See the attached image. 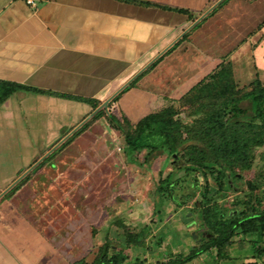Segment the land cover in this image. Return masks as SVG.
Segmentation results:
<instances>
[{
	"label": "crops",
	"instance_id": "0c3cea01",
	"mask_svg": "<svg viewBox=\"0 0 264 264\" xmlns=\"http://www.w3.org/2000/svg\"><path fill=\"white\" fill-rule=\"evenodd\" d=\"M32 1L0 0V83L46 92L18 90L0 104V204L17 228L0 225V264H29L50 246L76 244L78 220L108 196L115 130L100 118L38 167L103 103L137 100L131 79L178 42L189 19L133 2L178 7L170 0Z\"/></svg>",
	"mask_w": 264,
	"mask_h": 264
},
{
	"label": "rangeland",
	"instance_id": "374dc122",
	"mask_svg": "<svg viewBox=\"0 0 264 264\" xmlns=\"http://www.w3.org/2000/svg\"><path fill=\"white\" fill-rule=\"evenodd\" d=\"M223 1L170 0L173 6L187 8L192 14V20L188 19L182 28L183 32L188 29L186 39L134 84L133 89L140 95L137 100L133 101L132 97L122 106L119 100L113 102L104 109L107 114L114 115L119 121L127 117L135 124L148 113L174 105L180 117L191 122L195 119L193 112L197 106L194 101H182V97L222 61L232 62L238 87L250 86L257 77L264 83V56L257 55L260 50L264 54V39L257 48L254 46L264 33V0H228L218 8ZM197 20L201 21L191 27ZM244 107L249 108L250 104L246 102ZM114 130L110 131L114 147L108 152L114 154V164L107 165L109 181L103 182L108 196L98 202L93 198L94 205L95 202L99 205L93 209L89 219L78 220L75 245L50 246L39 261L30 260L29 264H91L99 247L106 241L112 251L128 256L125 264H134L136 260L156 264L179 254H187L191 248L209 238L201 212L195 205L197 197L182 207L168 201L161 207L157 206L155 198L159 181L176 168L175 161L178 160L166 152L150 150L137 152L135 161L127 160L122 131ZM234 170L238 178L229 177L231 184L226 196L218 199L220 208L226 214L230 211L241 213L250 210L248 207L251 204L257 206L255 201L258 197L262 198L260 209L264 210L261 178L264 173V146L255 151L250 170ZM192 183L190 179L183 190L176 191L181 199L193 191ZM250 184L258 187L252 188ZM210 185L215 192L217 184L212 179ZM1 205L0 225L12 224L7 222L11 219L8 218L10 207L5 209ZM2 215H5L4 218H1ZM9 225L5 229L8 230ZM144 227L149 228L144 239L146 247L126 248L127 236L141 232ZM9 230L12 232L17 228ZM255 240L257 237L254 235L236 236L228 249V260L217 261L215 254H203L189 264H264V255L259 259L254 252ZM260 247H264V238L260 239ZM80 260L84 262L79 263Z\"/></svg>",
	"mask_w": 264,
	"mask_h": 264
},
{
	"label": "trees",
	"instance_id": "16d2710c",
	"mask_svg": "<svg viewBox=\"0 0 264 264\" xmlns=\"http://www.w3.org/2000/svg\"><path fill=\"white\" fill-rule=\"evenodd\" d=\"M227 1L224 0L218 8ZM133 2L178 12L187 15L189 20L193 18L187 8ZM187 35H184L166 54L186 39ZM263 39L264 33L254 46L257 48ZM163 56L154 62L145 73L153 69ZM141 76L136 78L127 89L133 87ZM18 90L46 93L15 83L1 82L0 104ZM59 97L71 98L66 95H59ZM119 98L120 95L115 97L109 105L117 102ZM75 99L91 104L94 109L100 104L99 101ZM182 99L184 102L194 101L197 106L193 112L195 119L191 122L182 119L174 105L148 113L135 124L127 117L119 121L114 115H106L105 110H100L54 154L42 162L38 169L85 132L96 120L106 117L112 128L122 131L124 154L127 160L135 161V155L140 150L163 151L178 160L175 161L176 168L159 181L155 198L157 206L161 207L168 201L177 207H182L196 197L198 198L195 205L201 212L202 222L209 232V238L191 248L187 254H179L156 264H189L203 254H215L217 261L228 260L230 258L228 249L232 246L234 238L239 235L257 237L253 249L257 254L256 257L261 259L264 255V247H260V239L264 238V210L260 209L262 198L257 197L255 201L257 206L251 204L248 207L250 210L247 209L241 213L230 211L228 214L220 208L218 199L220 196H226L231 184L229 177L238 178L234 169L250 170L255 159V151L264 146V83L257 77L250 83V86L238 87L232 62L222 61L212 73L193 86ZM246 102L250 104L249 108L244 107ZM261 176L264 184V173ZM28 178L30 175L12 190L18 189ZM188 179L193 182V191L181 199L176 191L183 190L189 183ZM210 179L217 184L215 192L210 185ZM250 185L255 189L258 187V185ZM220 192L224 194L218 196L217 193ZM148 232L149 228L144 227L141 232L128 235L125 242L126 248L144 249L146 247L144 239ZM111 249L109 242L106 241L99 247L91 264H125L128 256ZM83 262L84 260L79 261V263ZM134 264L146 263L136 260Z\"/></svg>",
	"mask_w": 264,
	"mask_h": 264
},
{
	"label": "water",
	"instance_id": "95a60500",
	"mask_svg": "<svg viewBox=\"0 0 264 264\" xmlns=\"http://www.w3.org/2000/svg\"><path fill=\"white\" fill-rule=\"evenodd\" d=\"M199 21H201V20H197L191 27H193V26H195ZM187 31H188V29L183 33V35L177 40V41H179L186 33H187ZM176 41V42H177ZM175 43V42H174ZM171 47V46H170ZM169 47V48H170ZM169 48H167L163 53H161L160 55H158V57H156V59H154L149 65H147L144 69H142V71H140V73H138L134 78H132L131 79V81H133V80H135L136 78H137V76H139L142 72H144L152 63H154L155 62V60H157L159 57H161ZM130 81V82H131ZM129 84V83H128ZM127 84V85H128ZM126 85V86H127ZM125 86V87H126ZM124 87V88H125ZM109 103H110V100L109 101H106L105 103H103V105H101L99 108H97L89 117H88V119H86V121L84 122V123H86L89 119H91L97 112H99L101 109H107V107H108V105H109ZM81 126H83V124L81 125ZM43 160V159H42ZM24 177V176H23ZM22 177V178H23ZM22 178H20L17 182H19ZM16 182V183H17ZM16 183H15V185H16Z\"/></svg>",
	"mask_w": 264,
	"mask_h": 264
},
{
	"label": "built area",
	"instance_id": "2783aa9c",
	"mask_svg": "<svg viewBox=\"0 0 264 264\" xmlns=\"http://www.w3.org/2000/svg\"><path fill=\"white\" fill-rule=\"evenodd\" d=\"M28 3L30 4H34V2L32 0H28Z\"/></svg>",
	"mask_w": 264,
	"mask_h": 264
}]
</instances>
